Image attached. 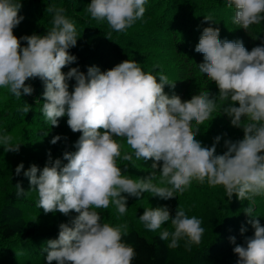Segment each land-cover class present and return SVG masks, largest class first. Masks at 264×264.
Segmentation results:
<instances>
[{"label": "clouds", "instance_id": "obj_1", "mask_svg": "<svg viewBox=\"0 0 264 264\" xmlns=\"http://www.w3.org/2000/svg\"><path fill=\"white\" fill-rule=\"evenodd\" d=\"M232 11V23L246 32L251 25L264 22V0H222ZM146 0H90L86 12L96 21H105L111 30L122 32L143 17ZM22 0H0V88L13 96L31 95L29 79L39 78L43 84L40 107L44 121L58 125L66 116L73 132H80L74 141V151H64L62 158H52L50 150L44 166L35 163L15 166V175L28 179V189L17 181L15 195L36 193L35 204L44 213L57 211L69 216L58 225L56 238L41 246L44 264H132L135 252L122 240L126 224L103 222L96 209L115 206L123 215L129 197L142 194L158 201H169L184 192L193 181L210 187L222 186L228 200H247L243 212L249 218L253 232L243 243H230L237 259L235 264H264V225L254 213L253 202L264 195V40L248 50L242 40L220 38L213 29L211 17L201 24L198 42L193 48L202 57L197 72L214 81L216 93L199 91L187 101L164 92L174 82L163 71H144L134 59H125L110 69L79 66L62 72L63 66L76 61L68 49L77 43L75 24L62 7L47 4L52 13L51 27L44 34H13L24 16L18 15ZM25 41V44H21ZM157 67V66H154ZM158 78V79H157ZM69 79H73L69 91ZM31 105L19 111L27 113ZM225 114L230 125L241 128L240 139H224L222 154L216 153L221 140L217 135L211 146L196 139L200 125L214 112ZM47 135V132L44 133ZM131 151H121V141ZM61 139L52 136L49 143ZM22 143L0 130V146L5 152H19ZM135 167L137 161L151 160V172L133 177L123 170L117 159ZM66 161V162H64ZM158 169V170H157ZM159 179L154 183V178ZM70 210L77 213L70 215ZM147 232H156L170 224L171 231H161L160 242L175 248L181 240L185 248L199 244L204 232L201 219L176 207L170 216L167 207L144 208L138 216ZM240 232L246 228L241 225Z\"/></svg>", "mask_w": 264, "mask_h": 264}, {"label": "trees", "instance_id": "obj_2", "mask_svg": "<svg viewBox=\"0 0 264 264\" xmlns=\"http://www.w3.org/2000/svg\"><path fill=\"white\" fill-rule=\"evenodd\" d=\"M89 2L90 0H22L18 15L22 14L24 19L13 28V34L18 38L33 32L44 34L51 27L52 19V13L45 11L47 4L62 7L64 14L74 22L78 35L76 45L68 49L77 59L63 66L62 72H67L70 67L77 65L79 70L85 73L87 66L91 65H97L104 71L125 59H134L140 63L142 70L163 71L170 80L175 81V86L171 89L165 85L164 92L169 96L177 95L182 102L189 100L199 91H218L214 81H209L197 72L196 64L202 62V57L193 52L200 35L198 27L200 30L209 27V24H201L205 17L214 20L210 21V25L214 30H219L220 38L240 39L248 50L264 40V22L251 25L247 32L237 28L231 20V9L226 8L222 0H146L143 17L122 32L111 30L105 21L91 18L85 10ZM25 83L32 85L33 92L19 98L10 94L7 89L0 88V130H6L14 138V142L22 143L16 153L5 152L0 146V244L7 250L12 246L17 249L25 248L31 239V235L19 231L20 225L18 226L17 222L11 221L10 214L14 210L19 209L21 213L27 211L32 216L46 214L42 208L36 206L37 197L34 191L27 196L15 195L17 181L25 190L28 185V179L23 176V169L19 176L15 175L16 164L23 161L25 168L32 163L42 168L49 150L53 159L62 158L64 151L75 150L74 141L80 135L79 131L73 132L67 126L66 116L57 118L58 125H48L40 113L43 101L41 93L44 90L42 81L34 78L26 80ZM68 83L71 92L74 80L69 79ZM25 102L31 105V108L29 112L22 113L19 109ZM57 134L61 139L55 144L49 143L52 136ZM217 135L221 136V140L216 145V153L222 154L226 150L224 139H240L243 137V130L230 125L229 118L217 110L200 125L195 138L202 144L211 146L213 138ZM117 139L121 141L122 152L125 149L131 151L122 138ZM125 163L129 164L128 172L122 174H131L134 178L147 176L152 171L149 167L151 160L137 161L133 167L129 162L117 159V164L122 170ZM158 179L157 175L154 183ZM182 195L177 194L174 200H178ZM226 200H217L216 203L219 215L216 232L203 244L189 249L183 257H175L171 254L172 250L165 248L158 239V231L147 232L139 226L138 216L146 207L152 210L156 203V199L149 197V194L140 199L129 197L128 207L123 215L117 213L115 206L111 204L107 209L96 211L100 213L103 222L127 225V234L122 235V240L134 249L132 264H235L237 257L232 251L235 245L230 243L229 237L235 236V243L240 244L243 243L244 236L252 234L251 225L246 223L249 218L243 212L250 202L237 200L235 194L231 200ZM7 207L9 211L5 212ZM253 208L254 213L258 215L257 219L264 225V195L254 197ZM76 214L70 210L71 216ZM54 215L58 219L49 217L50 221H55V225L51 227L53 229L60 223L59 219L64 222L70 219L58 211ZM241 225L246 228L244 233L239 230ZM39 227L41 226L35 227L37 230L33 235L42 231ZM13 251L7 257L8 263L9 259L10 262L13 261L15 248ZM29 260V255H25L23 264H28Z\"/></svg>", "mask_w": 264, "mask_h": 264}, {"label": "rangeland", "instance_id": "obj_3", "mask_svg": "<svg viewBox=\"0 0 264 264\" xmlns=\"http://www.w3.org/2000/svg\"><path fill=\"white\" fill-rule=\"evenodd\" d=\"M124 151L127 150L125 149ZM28 187L29 185H27L26 189H28ZM146 194L148 195V193L142 194V197L146 196ZM182 194V197H179L176 201L174 199L169 201L156 200V203L153 205L152 209H155L157 207H167L171 216L174 214L176 207H181L185 210L186 214L196 215L198 218H200L202 227L204 228V232L201 236L200 243L193 244L191 246V248L193 249L194 247H198L199 245L203 244L211 234L216 232V226L219 216L216 203L217 200L226 202L227 197L223 187H210L206 183L199 184L195 181H193L191 185L184 192H182ZM8 209L9 208L7 207L5 212H8ZM49 217L55 218L56 216L52 212L32 216L27 211H23V213H21L19 209L14 210L13 213L10 214L11 221L17 222L18 226L20 225L19 231H25L26 235H31V239L25 248L19 247V249L12 246L10 250H7L0 244V264H23V258L25 255H29L30 260L28 264H44V256L41 253L40 247L45 240L50 238V236H52L51 238H56L59 225L57 224L54 229L51 228L55 225V221H50ZM59 222L61 223L64 221L59 219ZM38 225L41 226L39 227V229H42V231H38L35 235H33L35 230H37L35 227H37ZM139 226L144 230L141 223H139ZM165 230L171 231V225H162L161 228L157 231L160 234L161 231ZM167 243L168 241H165L163 242V245L165 246V248H167V250H172L171 254L175 257H183L189 251V248L184 247L183 240H181L179 242V245L175 248L167 247ZM13 248H15V256L13 257V261L10 262L9 259L8 263L7 257L14 252ZM52 263L55 264V261H53Z\"/></svg>", "mask_w": 264, "mask_h": 264}]
</instances>
